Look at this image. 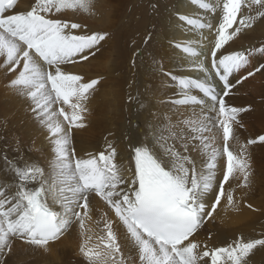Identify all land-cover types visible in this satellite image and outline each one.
<instances>
[{
    "label": "snow or ice",
    "instance_id": "obj_1",
    "mask_svg": "<svg viewBox=\"0 0 264 264\" xmlns=\"http://www.w3.org/2000/svg\"><path fill=\"white\" fill-rule=\"evenodd\" d=\"M191 3L206 13L220 10L216 26L178 16L189 29L215 30L210 66L208 55L193 46L200 41L174 45L189 57L188 70L202 76L165 73L177 89L165 102L171 114L154 116L139 129L142 139L132 148L129 178L116 163L111 143L87 158H77L72 147V130L84 127L87 103L101 81H85L64 66L94 57L108 34H75L82 25L59 16L68 11L90 14L93 0H34L29 10L19 12L18 0H0V70L13 75L8 86L29 102L34 119L48 133L52 152L47 169L0 153L5 173L0 178V253L10 252L17 239L48 251L74 224L84 237L79 251L87 264H249L253 250L264 247V238L241 237L209 249L194 238L222 199L228 208L238 207L231 180L243 178L236 188L250 183L247 145L231 150L238 116L246 109L230 106L226 98L235 87L230 80L234 74L241 73L237 84L264 74V63L255 66L250 60L256 53L264 55V46L227 54L221 50L257 21L264 22V0H222V8L221 0ZM258 141L264 143V135ZM221 157L226 164L218 179ZM92 197L103 201L116 218L104 213V234L95 245L86 229ZM116 224L125 230L129 255L124 254Z\"/></svg>",
    "mask_w": 264,
    "mask_h": 264
},
{
    "label": "bare ground",
    "instance_id": "obj_2",
    "mask_svg": "<svg viewBox=\"0 0 264 264\" xmlns=\"http://www.w3.org/2000/svg\"><path fill=\"white\" fill-rule=\"evenodd\" d=\"M24 1L25 0H23V2ZM122 1H124V5L127 2V0ZM119 2L121 3V1ZM206 2H209V0H206ZM210 2L215 4L216 0H210ZM107 6L109 7V5ZM27 9L28 7H26V10ZM181 14L188 15L192 18H200L203 22L212 23L216 26L220 16V10L218 9L215 14L206 13L204 10L200 9L198 5L192 4L191 0H172L171 4L166 7L165 13L158 21V29L155 33L153 46L150 47L151 52L148 54L146 49H142V57L138 58L133 55L132 60L134 61V64L137 67H140V71L143 74L140 84H143L145 88V90L142 91V95L137 99V104H139L135 108H132L130 104H128L130 102H124L125 84L123 83V78H125V75L123 73L128 69L131 57V52L128 51L127 48L115 45L112 50L110 49L106 52L98 51L94 56L96 57L95 60L78 61L75 64H69V67L72 68V74L83 76L85 81L97 79L99 76L103 75L108 76L105 85L107 86L105 95L108 97L106 112L96 114L99 115L98 119H96L95 113L97 111V105L93 104L94 101L89 99L87 103L88 112L85 114L84 118V127L73 128L72 130V147L75 149L77 158H87L89 154L97 155L98 153L105 151L107 145L111 143L116 149V163L124 169V175L126 177L130 178L132 176V172L127 169L132 168L134 170L132 148L142 139L139 128H143L146 122L152 120L154 116H160L164 113L171 114L169 113L170 105L165 102L170 98L175 97L177 89L170 81V77L165 75V73L188 75L194 78L202 76L200 73L188 70L189 57L174 45L176 43L183 44L193 40L200 41V44L193 46L196 47L198 51H202L204 54L208 55L209 58L206 63L210 66L211 58L209 49L214 44L215 30H196L189 29L186 25L182 26L181 22L178 20V16ZM121 15L123 14L121 13ZM99 21L97 22L99 23ZM258 22L262 23V21ZM261 25L264 26L263 23ZM107 27L109 28L108 25ZM107 27H105V30ZM248 30L251 32L249 31L248 33ZM248 30L241 32L233 41L229 42V45L225 46L226 51L225 49H222L221 51L227 54V52L245 51L264 46V27H262L261 30L258 28L260 32L253 31L254 33H252L251 29ZM133 54H135V51ZM250 60L253 65L259 66V64L264 63V55L256 53L253 57H250ZM118 71H120V73L116 74ZM127 74L126 79H128L130 73L127 72ZM240 75L241 73H237L234 74V77H230V80L235 84V87L232 89L226 100L230 106L246 109L238 116L239 124L235 129L237 141L231 142V150L238 152L241 145H247L245 154L250 159L251 164L250 183L246 188H236L238 183L243 182V178L240 177L238 180H231V187L236 189L235 196L238 201V207L228 208L226 206V200L222 199L216 212L213 214V217L209 218L195 235L194 238L201 242V244L205 243L207 247L210 246V248L208 247L209 249L228 246L226 243L230 242V240L228 241L225 239L230 237L228 232L231 230L229 229H236L237 226L247 224L248 220L256 214L257 211H255V209L258 210V208H262V210H264V143L258 141V137L264 135V74L258 73L254 77H249L246 81L237 84L236 79L239 78ZM12 76L13 75H11L10 78H12ZM3 77V72L0 70V80ZM143 77L146 78V81ZM138 84L136 88L137 94L140 93L138 90ZM135 85L136 83L132 81L128 85L129 90H134ZM219 90L220 89L218 88L217 91ZM109 95H112L111 99ZM141 104L144 105L143 108L140 107ZM137 124L139 125V128H137ZM74 129H78L79 131ZM111 137L113 140L116 138L117 141H111ZM249 140H257L258 142L255 144H247ZM100 142H102V144ZM27 143H24L23 141L20 143L16 139L9 142L0 139V153L6 152L10 158L14 159L22 158L21 163L25 161L39 163L47 169L52 154L47 152L45 153L47 154L46 156L41 153L37 154V145H32L33 147L35 145L36 149H29L30 146L28 147ZM36 143L41 142L37 141ZM29 144L31 145L32 143ZM0 164H2V161H0ZM225 164L226 158H219L217 170L218 179L222 178L221 170ZM4 175L5 173L0 170V178H3ZM225 187L227 189L229 185H226ZM213 198L214 193L210 194L208 198L209 203ZM248 205H251V207H248ZM90 207L92 209L91 220H86V229L91 230L88 234L93 237L92 244L95 245L99 243L98 237L104 234V213H108L109 219L115 220L116 218L114 213L107 209L104 202L98 197L91 198ZM255 229L256 228H254V230ZM114 230L117 232L124 254H131L124 239V228L119 224H116ZM259 232L256 231L255 233L258 234ZM238 236L240 235L238 234ZM261 237L262 236L259 238ZM83 240L84 237L81 235V230L78 224H74L58 241L50 243L48 251L35 246H29L17 239L13 241L10 252L5 250L0 253V264H87L86 259L79 251ZM224 241H226V246L223 244ZM229 244H231V242ZM248 260L249 264H264V247L258 246L257 249L253 250V253L250 254Z\"/></svg>",
    "mask_w": 264,
    "mask_h": 264
},
{
    "label": "rangeland",
    "instance_id": "obj_3",
    "mask_svg": "<svg viewBox=\"0 0 264 264\" xmlns=\"http://www.w3.org/2000/svg\"><path fill=\"white\" fill-rule=\"evenodd\" d=\"M116 1H118V2H116ZM119 1H121V3ZM33 2H34V0H32V1L31 0H25L24 2H23V0H18V6L16 8V11L17 12L22 11V10L24 11V10H26V7H28L27 10H29V8L31 7L30 5H32ZM171 2H172V0H127L126 4L124 5L123 4L124 1H122V0H115V1L114 0H103V1L102 0H93L92 12L90 14H84V13H77L76 14L74 12L68 11V12L64 13L65 15L62 14L63 18L61 17V15L59 16V18L66 20L68 22H75L76 20L77 21L75 23L80 22V24L82 25V27L84 29L81 28V30L79 29L80 31L79 30H73V32L75 34H87V33L91 34L92 31L95 32L96 29H97L96 32H102V33L105 32V33L109 34V35H107V38L105 39V41L101 42L102 46L100 47L99 51L106 52V51H109L110 49L112 50L115 47V45H117V46H122V48L125 47V48H127L128 51L131 52V57L129 60V67L127 70H125V73H123L125 75V78H123V83L125 84L124 102L125 103L130 102L128 104H130V106L132 108H135L139 104V103L137 104V99H139L140 95H142V93H143L142 91H144L145 88H144L143 84H140V80H141L142 75H143L140 71V67H137L134 64V61L132 60L133 55H135V54H133V52L134 51L136 52L137 49H146V51H148V54L151 52L150 47L153 46V40L155 39V33L158 29V21L161 18V16L165 13L166 7L169 6L171 4ZM131 3H132V5H131ZM107 5H109V7ZM113 5H115V6H113ZM102 9H103V11H102ZM121 13L123 15H121ZM66 15H68L69 18ZM83 15H84V17H83ZM102 17L104 18V20ZM121 19H122V21H121ZM97 21H99V23ZM123 22H125V23H123ZM257 23H259V24H257ZM257 23H256L257 25H254L253 28H251L252 33L257 32V31L260 32L261 28L264 27L261 25L262 23L264 24V22L261 23V22L257 21ZM107 25L109 26V28L107 27ZM105 27H107L106 30L107 29H109V30L106 31ZM258 28L260 30H258ZM249 31L250 30H248L247 32L249 33ZM102 52H100V53H102ZM95 58L96 57H91V58H89V60H91V59L95 60ZM89 67L91 68L90 65H89ZM64 68L66 71H69V73L70 72L72 73V68L69 67V64L65 65ZM129 69H130V71H129ZM127 72L130 73L128 79H126V75H128ZM118 73H120V71H118L116 74H118ZM3 75H4V77L0 80V126H1L0 127V139L3 141H8V142L13 140V139H16L20 143H21V141H23L24 143L28 142L27 143L28 147L30 146L29 149H33V148L39 149V150L36 149L37 154H39V153L45 154L46 152L49 154H52L51 145H50V142L47 138L48 133L43 128H41L39 123L34 119L33 113L30 110L29 102L25 99L23 100L12 89H10L9 86H7L9 84V81L13 78V76H12V78H10V76L12 74L5 75V73L3 72ZM143 78L146 81V78L145 77H143ZM99 79L101 81L100 84L97 85L96 91H94V93L90 96V100L94 101L93 104L97 105V111H96L95 115L100 114V113H105L106 107H107L106 105H108V100H107L108 97H107V95H105L106 94V87H107L105 85H106L108 76L107 75L99 76ZM132 81L135 82L136 85H135V89L130 91L128 88V85ZM137 84H138V90L140 91V93H138V94L136 92ZM144 84H145V82H144ZM104 87H105V89H104ZM102 89H103V91H102ZM130 96H133L132 101L129 99ZM109 97L111 99L112 95H109ZM134 99H136V100H134ZM103 101H105V102H103ZM106 101H107V103H106ZM134 102L136 103V105ZM99 108H101V109H99ZM98 117H99V115H96L95 118L98 119ZM141 128H139V129H141ZM74 130H76V129H74ZM76 131H79V130L77 129ZM4 132H6V133H4ZM113 138H115V137H113ZM110 140L115 141L116 138H115V140H113L111 137ZM37 141L41 142V143H36ZM29 143H32V144L30 145ZM100 143L102 144V142H100ZM33 144H36L37 147L35 145L33 147L32 146ZM46 155L47 154H45V156ZM47 158H49V157H47ZM255 211H257L256 214L248 220L247 224H244L242 226H237L236 229H234V228L229 229V230H231L230 232H228L230 237H228V239H225V240H228V241L230 240V242L233 243L235 241L234 239L237 240L238 238H241V237L244 238L245 241H247V239H249V240L256 239L257 236H258L257 239H260L259 238L260 236H262L264 238V236H263L264 235V210H262V208H258V210L255 209ZM207 220L208 219H206V221ZM246 225H248V226H246ZM252 227L256 228L257 230L256 229L254 230V228H252ZM244 230H246V231H244ZM251 230H253V231H251ZM260 230L263 232H261ZM256 231L257 232L260 231V232L257 234V233H255ZM238 234L240 236H238ZM233 237H234V239H233ZM249 237H251V238H249ZM230 242L226 243V241H224L223 244L226 246V244L229 245ZM203 245H205V243L202 244V246ZM208 247L210 248V246H208Z\"/></svg>",
    "mask_w": 264,
    "mask_h": 264
},
{
    "label": "water",
    "instance_id": "obj_4",
    "mask_svg": "<svg viewBox=\"0 0 264 264\" xmlns=\"http://www.w3.org/2000/svg\"><path fill=\"white\" fill-rule=\"evenodd\" d=\"M135 56L138 58L142 57V49H137L135 52Z\"/></svg>",
    "mask_w": 264,
    "mask_h": 264
}]
</instances>
